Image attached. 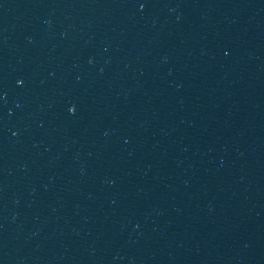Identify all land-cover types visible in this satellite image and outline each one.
I'll list each match as a JSON object with an SVG mask.
<instances>
[{"label": "snow or ice", "instance_id": "obj_1", "mask_svg": "<svg viewBox=\"0 0 264 264\" xmlns=\"http://www.w3.org/2000/svg\"><path fill=\"white\" fill-rule=\"evenodd\" d=\"M73 109L71 107H69L68 111L71 112Z\"/></svg>", "mask_w": 264, "mask_h": 264}]
</instances>
